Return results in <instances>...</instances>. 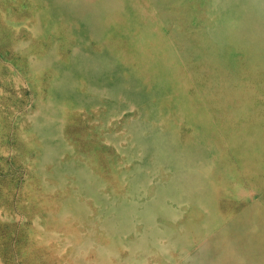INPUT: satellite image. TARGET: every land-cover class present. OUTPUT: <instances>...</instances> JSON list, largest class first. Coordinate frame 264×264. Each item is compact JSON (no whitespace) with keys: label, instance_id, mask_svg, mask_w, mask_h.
I'll return each mask as SVG.
<instances>
[{"label":"rangeland","instance_id":"obj_1","mask_svg":"<svg viewBox=\"0 0 264 264\" xmlns=\"http://www.w3.org/2000/svg\"><path fill=\"white\" fill-rule=\"evenodd\" d=\"M0 264H264V0H0Z\"/></svg>","mask_w":264,"mask_h":264}]
</instances>
